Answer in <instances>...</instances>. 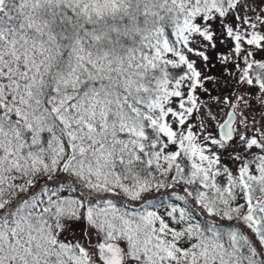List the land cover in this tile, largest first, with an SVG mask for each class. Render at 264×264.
Here are the masks:
<instances>
[{
	"label": "snow or ice",
	"instance_id": "6c2138e0",
	"mask_svg": "<svg viewBox=\"0 0 264 264\" xmlns=\"http://www.w3.org/2000/svg\"><path fill=\"white\" fill-rule=\"evenodd\" d=\"M0 264H264V0H0Z\"/></svg>",
	"mask_w": 264,
	"mask_h": 264
}]
</instances>
